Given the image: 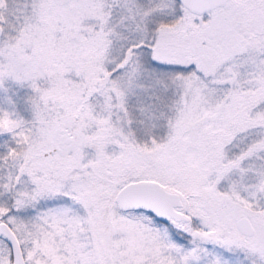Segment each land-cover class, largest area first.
Instances as JSON below:
<instances>
[{
    "label": "snow or ice",
    "instance_id": "obj_1",
    "mask_svg": "<svg viewBox=\"0 0 264 264\" xmlns=\"http://www.w3.org/2000/svg\"><path fill=\"white\" fill-rule=\"evenodd\" d=\"M0 264H264V0H0Z\"/></svg>",
    "mask_w": 264,
    "mask_h": 264
}]
</instances>
